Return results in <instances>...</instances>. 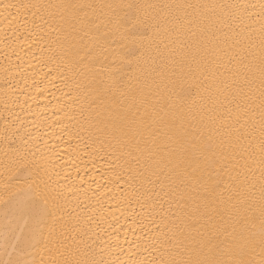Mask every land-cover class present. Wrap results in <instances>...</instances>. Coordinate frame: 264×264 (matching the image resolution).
I'll use <instances>...</instances> for the list:
<instances>
[{
    "label": "bare ground",
    "instance_id": "bare-ground-1",
    "mask_svg": "<svg viewBox=\"0 0 264 264\" xmlns=\"http://www.w3.org/2000/svg\"><path fill=\"white\" fill-rule=\"evenodd\" d=\"M262 2L0 0V181L25 184L27 173L6 170L14 149L27 146L52 157L64 186L57 189L67 196L58 225L63 256L56 258L80 259L89 246L95 259L113 264L150 258L131 243L147 233L138 227L142 214L169 236L194 225V239L183 242L193 246L212 224L222 226L214 238L219 249L243 232L256 242L246 258L253 264L264 258ZM5 4L28 7L5 11ZM125 4L144 6L146 19L143 27L125 21L120 29H132L141 42L131 52L115 26ZM95 24L109 33L102 56ZM117 53L133 63L113 73ZM205 146L201 155L197 149ZM185 150L195 152L198 163L189 166ZM110 168L123 179L115 181ZM206 206L215 209L211 222L201 215ZM6 224L0 212V260L8 259Z\"/></svg>",
    "mask_w": 264,
    "mask_h": 264
},
{
    "label": "snow or ice",
    "instance_id": "snow-or-ice-1",
    "mask_svg": "<svg viewBox=\"0 0 264 264\" xmlns=\"http://www.w3.org/2000/svg\"><path fill=\"white\" fill-rule=\"evenodd\" d=\"M3 7L5 11L12 7L17 8L19 11V8H26L28 5L5 4ZM118 7L125 8L127 11H125L122 17L116 18V31L120 33L121 40L127 42L124 48L128 52H131L133 48L141 44L132 29L145 26L146 19L140 15L144 6L125 4L119 5ZM148 7L155 6L149 5ZM231 7L246 9L248 6L233 5ZM252 7L255 8L256 5H252ZM259 9L260 18L264 21V2L259 5ZM125 21L132 22V29L125 28L123 31H120ZM95 28L97 31L93 34V40L95 41V45L101 48L100 55L102 56L106 50L105 45L109 33L101 32L100 24H95ZM260 32V73L261 87L264 89V24H262ZM91 53L92 49L89 48L88 54L90 55ZM117 59L119 60V64L112 69L113 73L119 72L123 65L133 63V60L126 53H117ZM115 83L116 81L113 80V85ZM172 87L175 88L177 85L173 84ZM261 107L264 108V99L261 101ZM261 134L264 137V113H262L261 119ZM182 140L183 138L181 136L177 137L178 143L182 142ZM25 145H27V142H25ZM193 147L196 148L195 145ZM207 150V146L197 149L201 155ZM39 151V149L37 151H31L27 146L21 149H14L9 165H6V170L8 167H11L14 169V174H28L25 177L24 186L13 184L10 178L7 177L3 181H0V212L3 213L4 219L7 221L5 226L7 233L5 236V254L8 255V259L0 260V264H113L112 261L107 259H95L92 256L95 249L91 246L81 253L82 258L80 259H69L67 257L63 259L56 258V254L63 256V252L60 251L63 247V240L61 239L62 229L58 225L60 220L63 219L64 202L67 200V196L64 192L58 191L57 189V186L60 188L64 186L58 185L60 172L51 163L52 157L46 155L44 152H40L38 156L37 153ZM261 151L264 152V140L261 143ZM88 155L90 159H95L96 157V153H90ZM183 159L189 163V166L193 162L198 163L195 152L189 154L185 150ZM109 171L115 181H121L123 179L122 175L116 169L110 168ZM262 179H264V170H262ZM68 191L76 194L77 189L68 188ZM261 197V238L259 243L262 248V255H264V185H262ZM196 211L200 212V209L197 208ZM213 212H215L214 208L206 206L201 215L208 216L211 222ZM250 220V217L244 218L245 223L250 222ZM151 225H156V228L153 229ZM138 227L142 233L145 230H147V233L137 236L135 241L131 243H135L137 250L147 252L150 258L133 260L132 264H253V261L246 257L255 247L256 242L254 237L245 235L243 232L233 236V243L227 249H219V245L214 243V238L220 234L222 226L218 228L216 224H212L213 231L207 238H203V234H201L202 238L196 241L195 246L192 243H183L184 241L194 239L191 236V230L194 229V225L192 224H186L184 229H178L176 231L169 230L172 231V235L169 236L168 232L156 224L154 217L150 215L144 216L142 214ZM154 232L161 233L163 240L153 235ZM10 240L13 241L10 245L12 248L11 254L7 252ZM173 241H176V244H173ZM95 243L96 241H93V244ZM181 244H183V248L176 254H173L172 248H179ZM169 245L172 248H169ZM112 246L109 245V247ZM115 246L119 247L118 244ZM101 251H104V249H101ZM154 252H159L161 255L156 257L153 255ZM224 253L228 255V259L222 258ZM25 254L31 256V259L26 258ZM37 256L39 259L36 258ZM46 256L48 257L47 259L45 258ZM89 256H92V258H88ZM258 264H264V258Z\"/></svg>",
    "mask_w": 264,
    "mask_h": 264
}]
</instances>
